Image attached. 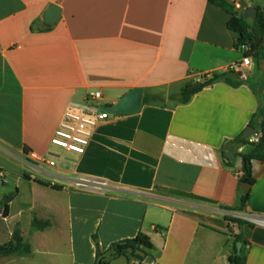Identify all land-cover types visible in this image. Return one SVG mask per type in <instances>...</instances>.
Masks as SVG:
<instances>
[{
    "label": "crops",
    "instance_id": "1",
    "mask_svg": "<svg viewBox=\"0 0 264 264\" xmlns=\"http://www.w3.org/2000/svg\"><path fill=\"white\" fill-rule=\"evenodd\" d=\"M224 1L243 16L264 7V0ZM52 4L60 16L49 27L43 16ZM229 18L211 0H0V212L13 194L0 245L19 229L33 250L0 264H95L98 248L139 234L149 238L156 264H237L239 254L243 264H264V228L237 229L225 219L264 216V154L251 160L245 190L239 154L254 147L229 143L260 105L248 84L215 82L184 105L142 102L135 114L110 115L84 154L51 143L67 112L95 115L135 88L143 98H169L225 72L244 56ZM255 69L242 79L260 87L264 69L254 62ZM94 91L102 99L90 100ZM224 144L235 155L230 161ZM32 154L55 165L37 164ZM77 176L109 185L81 191ZM34 218L50 225L34 230ZM236 233L248 243L239 253ZM37 252L49 257L32 258ZM113 262L139 264L124 255Z\"/></svg>",
    "mask_w": 264,
    "mask_h": 264
},
{
    "label": "trees",
    "instance_id": "2",
    "mask_svg": "<svg viewBox=\"0 0 264 264\" xmlns=\"http://www.w3.org/2000/svg\"><path fill=\"white\" fill-rule=\"evenodd\" d=\"M213 4L222 8L229 13L230 18L227 22L228 29L239 34V39L235 45L236 49L243 52L244 57H250L256 63L258 69L261 68V62H264V7L255 5L257 14L254 20L246 19L240 12H238L234 6L228 4L224 0H211ZM246 47V49L244 48ZM264 72V71H263ZM215 82H225L234 87L246 83L250 89L260 99V105L258 110L254 113L248 127L261 128L262 137L256 143H251L248 139L243 137V133L229 143L237 144L238 146L251 145L254 147L249 154H239L243 161L244 174L240 177V183L253 184L251 177L250 162L253 159H261L264 154V80L262 79V85L260 87L254 86L249 83L248 80H243L237 73H218L210 76H203L202 81L186 84L177 95L169 96V99L177 104L184 105L191 101V99L202 91L204 88L214 84ZM165 98L162 95H145L143 103L157 102ZM226 150L224 144L222 149V156ZM13 194L6 196L2 202L4 205V214L7 216L8 203L11 201ZM249 196V191H246L242 197V207L245 206ZM225 219L229 223L235 224L237 229H240L243 221L226 216ZM50 223L48 221H42L37 218L32 220V229L42 230L48 227ZM235 245L240 242L242 245L248 244L240 233L234 235ZM152 248V244L149 238L144 234H139L134 239H126L110 245L106 251H101L99 248L96 250L95 264H109L111 260L120 256H126L128 258L138 259L140 262L148 257V251ZM31 244L26 241L19 229L15 230L12 241L0 245V258L9 256H26L32 253ZM237 264H243L245 256L243 254L236 255L232 259Z\"/></svg>",
    "mask_w": 264,
    "mask_h": 264
},
{
    "label": "built area",
    "instance_id": "3",
    "mask_svg": "<svg viewBox=\"0 0 264 264\" xmlns=\"http://www.w3.org/2000/svg\"><path fill=\"white\" fill-rule=\"evenodd\" d=\"M238 7V5H236ZM246 49V47H244ZM2 50L0 49V55ZM254 66V60L250 57H244L239 60L230 63L226 69V73H242L243 78H247V74L250 73ZM89 99L92 101H99L102 99L101 92L94 91L89 94ZM110 114L105 110L98 111L95 115L79 114L74 112H67L65 114V119L55 130L54 136L51 139L52 145L64 149L69 152L76 154H84L87 147L90 144L92 138V133L94 128L97 126L98 122L106 120ZM257 134L250 137L249 141L251 143H256L262 137L261 128H256ZM31 159L37 164H47L49 166H54L55 162L49 160L45 157L37 156L32 154ZM38 168V167H35ZM4 177V174H0ZM36 177L33 176V179ZM73 184L76 189L85 192H95L102 193L107 187L108 182L105 180L87 177V176H77L73 180ZM230 217L239 219L246 224L263 227L264 228V216L263 215H253L244 212L232 213L228 215ZM0 218L6 219L4 210L0 212ZM147 264H156L154 259H150Z\"/></svg>",
    "mask_w": 264,
    "mask_h": 264
},
{
    "label": "water",
    "instance_id": "4",
    "mask_svg": "<svg viewBox=\"0 0 264 264\" xmlns=\"http://www.w3.org/2000/svg\"><path fill=\"white\" fill-rule=\"evenodd\" d=\"M257 14V9L254 7L247 8L244 17L246 19L254 20ZM60 16V8L52 4L44 13L43 19L46 26H52L56 23ZM261 68L264 69V62H261ZM239 77L243 78V74L240 72L238 73ZM143 90L140 88L131 89L126 92L118 102L109 106L106 111L110 115H126V114H135L140 110L141 104L143 102ZM257 134V130L254 127H248L245 132L243 133V137L248 139ZM235 157L233 153L224 152V159L225 161H230ZM250 184L244 183L243 188L248 190ZM238 253L242 247V243L238 242L236 244Z\"/></svg>",
    "mask_w": 264,
    "mask_h": 264
},
{
    "label": "rangeland",
    "instance_id": "5",
    "mask_svg": "<svg viewBox=\"0 0 264 264\" xmlns=\"http://www.w3.org/2000/svg\"><path fill=\"white\" fill-rule=\"evenodd\" d=\"M255 72H256V69H255V71H253V72H251V73H248L247 74V76H252V75H255ZM158 102L159 103H162V104H164V105H173V104H175L176 102H174V101H172V100H170L169 98H163V99H161V100H158ZM53 153H56V152H53ZM49 257V255L47 254V255H45V254H43V253H40V252H37V253H35L33 256H32V258H36V259H43V258H48ZM149 260V258L148 257H145L144 258V260L143 261H139L138 259H136V261L139 263V264H145V262H147ZM122 262V261H121ZM112 264H120V263H118V262H113Z\"/></svg>",
    "mask_w": 264,
    "mask_h": 264
}]
</instances>
